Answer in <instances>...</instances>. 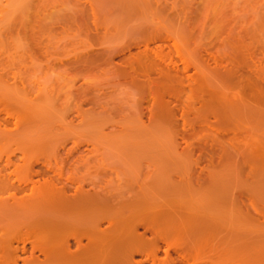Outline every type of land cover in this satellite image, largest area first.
<instances>
[{
  "label": "rangeland",
  "instance_id": "rangeland-1",
  "mask_svg": "<svg viewBox=\"0 0 264 264\" xmlns=\"http://www.w3.org/2000/svg\"><path fill=\"white\" fill-rule=\"evenodd\" d=\"M69 181L264 264V0H0V238L41 245Z\"/></svg>",
  "mask_w": 264,
  "mask_h": 264
},
{
  "label": "bare ground",
  "instance_id": "bare-ground-1",
  "mask_svg": "<svg viewBox=\"0 0 264 264\" xmlns=\"http://www.w3.org/2000/svg\"><path fill=\"white\" fill-rule=\"evenodd\" d=\"M69 183L71 189L62 182H59L61 187L54 191H48L45 187L47 193L60 200L61 204H57L55 200L57 206L53 210L58 208L55 212L60 221L57 219L47 224L49 227L42 244L35 246L21 237L0 238V264L188 263L183 247L167 242L164 235L166 232L179 234L186 232V229L190 230L188 225L193 222L183 217L184 212V215L181 212L182 217L152 212L144 217L142 213L138 214L136 208H126L124 211L121 208L107 207L102 201L103 197L100 200L97 192L91 193L81 185L75 186L71 181ZM199 226L196 233L202 231ZM138 230L142 232L138 234ZM146 234L152 237L144 241ZM194 234L192 235L196 236ZM160 251L164 254L163 259L158 258ZM170 253L175 257L171 258ZM136 256L141 258L134 260Z\"/></svg>",
  "mask_w": 264,
  "mask_h": 264
}]
</instances>
